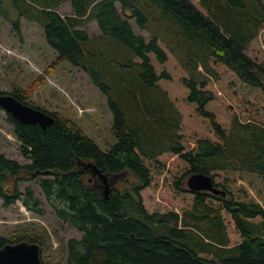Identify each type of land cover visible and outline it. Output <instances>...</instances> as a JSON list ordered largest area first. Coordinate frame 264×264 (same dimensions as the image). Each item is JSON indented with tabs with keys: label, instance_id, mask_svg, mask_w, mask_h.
<instances>
[{
	"label": "trees",
	"instance_id": "trees-1",
	"mask_svg": "<svg viewBox=\"0 0 264 264\" xmlns=\"http://www.w3.org/2000/svg\"><path fill=\"white\" fill-rule=\"evenodd\" d=\"M12 3L15 32L21 18L43 29L57 55L52 69L70 63L107 98L117 142L103 151L77 123L40 108L54 119L46 130L7 114L30 164L0 153L4 206L23 201L41 215L34 191L19 187L39 180L58 219L84 234L68 244V264H264V61L250 53L264 31L263 1ZM65 4L72 16L59 13ZM92 21L96 38L84 31ZM4 95L26 102L19 90L0 89ZM160 95L172 116L157 113L167 107L155 101ZM145 121L158 127L146 131ZM169 126L175 132L163 137ZM80 163L116 180L108 199ZM198 174L224 195L190 191L187 181ZM159 190L179 211L146 208L145 195ZM20 242L46 248L44 238L29 235L0 237V248Z\"/></svg>",
	"mask_w": 264,
	"mask_h": 264
},
{
	"label": "rangeland",
	"instance_id": "rangeland-1",
	"mask_svg": "<svg viewBox=\"0 0 264 264\" xmlns=\"http://www.w3.org/2000/svg\"><path fill=\"white\" fill-rule=\"evenodd\" d=\"M262 1L264 3V0ZM1 6L5 11L0 14V89L7 94L19 90L26 96L24 104L61 114L77 123L103 151L110 150L117 141L112 134L113 116L107 98L84 72L74 69L70 63H63L53 70L57 55L48 45L43 29L37 23L21 18V33L18 34L14 30L13 22L19 17L12 0H1ZM59 13L64 17L72 16L71 5L65 4L59 8ZM131 24L136 35L149 40V34L140 30L135 21ZM84 31L92 38L101 35L95 21ZM250 49L252 57L259 62L264 61V31ZM154 99L168 107L157 110L161 118L172 116L170 113L166 114L169 105L163 96ZM147 120L151 121L153 117ZM142 123L144 124L143 121ZM145 124L146 131L158 127L146 121ZM175 129L176 127H167L163 137L172 134ZM20 146L7 113L0 108V153L22 165H28L30 162L22 156ZM38 181L20 182L19 187L22 192L27 189L34 191L41 201L42 214L29 212L23 201L11 207H5L0 201V237L14 240L26 235L41 236L46 244L41 256L43 264H68V244L72 240H82L84 234L58 219ZM172 204L174 202L171 196L163 197L160 190L155 194L145 195V205L150 212L179 211V208ZM237 242L236 238H232L233 244Z\"/></svg>",
	"mask_w": 264,
	"mask_h": 264
},
{
	"label": "water",
	"instance_id": "water-1",
	"mask_svg": "<svg viewBox=\"0 0 264 264\" xmlns=\"http://www.w3.org/2000/svg\"><path fill=\"white\" fill-rule=\"evenodd\" d=\"M0 108L7 114L12 115L21 124L40 126L44 130L54 124V119L49 114L28 106L11 95L0 96ZM79 166L83 169V172L94 177L98 176L102 183V194L108 199L110 190L115 185L116 180H110L93 164L80 163ZM187 186L192 192L224 195L223 192L215 188L212 179L203 174L191 176L187 181ZM41 256L42 249L40 245L29 242L8 244L0 248V264H43Z\"/></svg>",
	"mask_w": 264,
	"mask_h": 264
},
{
	"label": "flooded vegetation",
	"instance_id": "flooded-vegetation-1",
	"mask_svg": "<svg viewBox=\"0 0 264 264\" xmlns=\"http://www.w3.org/2000/svg\"><path fill=\"white\" fill-rule=\"evenodd\" d=\"M42 260V259H41Z\"/></svg>",
	"mask_w": 264,
	"mask_h": 264
}]
</instances>
